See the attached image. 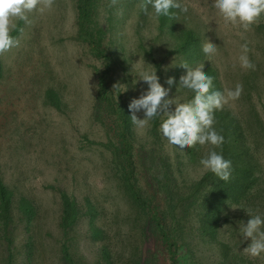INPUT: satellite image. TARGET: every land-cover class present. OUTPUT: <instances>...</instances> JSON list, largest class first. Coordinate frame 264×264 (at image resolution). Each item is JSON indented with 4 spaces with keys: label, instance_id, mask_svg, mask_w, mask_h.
I'll use <instances>...</instances> for the list:
<instances>
[{
    "label": "rangeland",
    "instance_id": "obj_1",
    "mask_svg": "<svg viewBox=\"0 0 264 264\" xmlns=\"http://www.w3.org/2000/svg\"><path fill=\"white\" fill-rule=\"evenodd\" d=\"M179 2L188 11L172 9L173 18L156 16L151 6L144 13L141 0H117L115 6L111 0H55L50 10L30 13V24L14 21L17 27L11 34L19 39V47L0 55L1 181L15 186L17 194H28L27 204L41 213L35 229L46 241L59 245L76 237L71 246L76 264H94L92 252L98 253L100 242L86 243L80 237L84 220L68 233L57 232L59 209L48 189L55 184L67 186L79 198L90 194L97 206L95 224L112 235V220L130 218L132 225L142 217L127 185L131 182L139 195L136 202L150 201L152 208L164 212L163 224L179 238L173 258L160 238H146L144 264H264V254L253 258L244 253L250 240L243 241L240 235V225L250 218L244 209L264 217V15L244 31L225 24L213 7L214 0ZM208 40L217 47L210 57L202 51ZM245 44L254 70L240 66ZM183 63L190 68L203 65V71L213 77L211 91L243 86L238 99L215 112L214 126L224 137L216 150L230 158L234 169L247 166L249 187L235 196L236 204L219 213L220 230L210 238L192 233L199 224L197 200L208 188V180L199 183L205 174L199 161L207 146L184 150L169 146L159 130L166 117L158 115L144 129L130 123L129 162L113 155L121 126L118 104L128 108L148 87L137 73L155 70L159 82L170 88L167 98L187 103L194 94L177 90L187 72ZM101 77L107 100L96 105ZM169 77L174 78L171 86L166 83ZM46 89L57 92L60 110L46 103ZM137 116L143 118V112ZM125 172L128 181L122 177ZM3 222L0 215V264L9 253L11 264H70L50 249L41 248L39 255L37 247L30 262L25 261L29 232L24 220L14 214L8 225ZM8 231L9 239L3 236ZM124 246L112 261L136 264V242Z\"/></svg>",
    "mask_w": 264,
    "mask_h": 264
},
{
    "label": "clouds",
    "instance_id": "obj_2",
    "mask_svg": "<svg viewBox=\"0 0 264 264\" xmlns=\"http://www.w3.org/2000/svg\"><path fill=\"white\" fill-rule=\"evenodd\" d=\"M54 2L55 0H0V55L19 47V39L11 34L17 27L14 21L20 20L30 24V13L50 10ZM116 3L117 0H111L112 6ZM139 6L146 14L151 6L158 17L174 18L172 9L184 13L188 11L187 5H182L179 0H141ZM213 7L226 25L238 26L244 31H250L264 15V0H214ZM241 47L243 52L239 57L241 68L254 70L255 65L247 56L249 51L247 45ZM202 51L210 57L217 52L216 44L208 40L202 45ZM181 65L187 72L180 77L177 90L186 89L194 94L193 99L187 103H180L176 98L168 99L170 88H165L159 82L156 71H140L137 73V79L148 87L139 98H133L128 105L131 122L137 129H144L158 115H164L166 118L160 124L159 130L167 144L181 150L197 145L207 146L205 155L199 161L203 171L211 172L220 180L227 182L231 177L232 164L216 150L222 147L224 137L214 126L216 123L214 114L222 110L229 101L238 99L243 86L237 84L234 90L226 92L211 91L213 77L203 71V65L195 68H190L186 63ZM166 83L169 86L173 85L174 78L169 77ZM172 105H175L174 110H170ZM139 112H143V118L137 116ZM244 210L250 218L240 225V235L243 241L250 240V243L243 251L250 257H260L264 254V217L253 214L251 209Z\"/></svg>",
    "mask_w": 264,
    "mask_h": 264
},
{
    "label": "trees",
    "instance_id": "obj_3",
    "mask_svg": "<svg viewBox=\"0 0 264 264\" xmlns=\"http://www.w3.org/2000/svg\"><path fill=\"white\" fill-rule=\"evenodd\" d=\"M82 15L83 8L82 6H79V17ZM104 83V78H99L96 105L100 104L101 100H107ZM45 93L46 103H50L60 110L61 108L57 92L53 93L52 89H46ZM109 101L112 100L109 99ZM118 105H120L119 120L121 126L120 130H116V136L119 138V142L118 146L114 148L113 155L124 158V162L127 163L130 161L131 117L128 114L127 106L124 104L121 105L120 103ZM34 127H37V125ZM84 136L86 137V135ZM37 137L39 138V135ZM41 146V144H37L38 151L42 150ZM64 149H66V147H64ZM188 152L192 153L191 151ZM124 162L121 161L118 163L124 165ZM104 165H106L105 161ZM248 173L249 170L247 166L241 169H234L232 167L231 177L227 182H225L220 180L211 172H205V174L200 178L199 183H204L208 180V188L201 194L199 200H197L196 208L200 210L198 213L199 217L197 219L199 224L196 228L192 229L193 234L196 232L201 234L204 238H210L216 231L218 232V230H220L221 222L219 213L222 212L228 204H236L237 202L234 200L235 196L244 193L245 190L248 189V183L250 181ZM122 177L127 181L129 180L126 178V172L122 174ZM81 179H84V175ZM127 185L129 190L132 192L131 197L133 200H140L139 195H137L134 191V185H132L131 182H127ZM48 189L56 196V204L59 209L58 216L56 215L55 217L57 220V232L60 230L62 234L68 233L70 230H73L75 226L80 224L81 220H84L85 226L80 233V237H84L86 243H90L89 241H95L96 239L100 242V249L98 250V253L95 251L92 252V257L96 256L94 264H115L112 261V257H114L113 254H117L125 249L124 245L131 240L136 242V256L138 261H136V264H144L145 255L143 242H145L144 240L146 238L149 239L152 235L153 238H156V240L160 238L162 245H167L169 248L168 253L172 254V258L174 257L173 254L177 250V247H179L177 245L179 238L175 236V230H171L170 227H168V224L165 225L162 222L164 212L152 208L150 201H133L135 204L137 203L136 207L139 208H137V212H141L142 217L132 225L130 224V218L128 220L125 218L120 219L116 222L115 219L112 220V225L110 226H113L114 224L115 227L113 229L115 233L110 235L107 233L108 231H106V229L100 228L95 224V208L97 206L95 205L96 202L91 200L92 198L90 194L84 193L79 198L76 196L77 194L68 190L65 185L59 186L55 184V186L52 185ZM16 191L18 190L15 186L9 187L8 185L2 183L0 178V215L2 217L4 216L3 224L8 225V222L12 219L13 215L18 214L19 219L24 220L26 229L29 232V237L25 238V261L30 262L31 256H33L37 247L38 249L36 252L39 255V250L41 248L50 249L56 255L60 256V260L64 259L70 264H76V261L71 259L73 254L71 246L73 241L76 240V237L70 241H59V245L56 241H46L43 238L41 231L35 229L39 223V219L41 218V213L36 212V210L32 208V204H27L26 198L28 194L21 193V191L17 194ZM114 217H116V214ZM168 230L170 233H168ZM131 233H134L135 235L129 236ZM3 236L9 239L11 234L8 231ZM0 238L2 239V237ZM170 239L173 240V243H169ZM5 240L6 239L3 241ZM180 244L185 247L186 254L190 255L191 251L186 244L183 242ZM1 261L4 264H11V254L9 253L8 255L3 256ZM192 262L194 263V260Z\"/></svg>",
    "mask_w": 264,
    "mask_h": 264
}]
</instances>
